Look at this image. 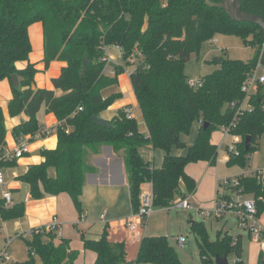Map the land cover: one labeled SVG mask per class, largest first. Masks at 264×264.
Masks as SVG:
<instances>
[{
  "label": "trees",
  "instance_id": "obj_1",
  "mask_svg": "<svg viewBox=\"0 0 264 264\" xmlns=\"http://www.w3.org/2000/svg\"><path fill=\"white\" fill-rule=\"evenodd\" d=\"M239 2L242 11L264 19V0ZM36 22L43 25L45 68L54 61L66 64L60 75L52 79V90L32 89L39 70L29 62L28 27ZM216 35L239 36L244 44L259 50L247 62L220 58L218 70L200 77L199 86H189L186 63L192 54L200 52L204 42ZM262 43L258 26L233 22L204 0H0V80L10 82L12 75L18 77L20 89L10 82L9 114L27 117L12 129V136L16 141L34 136L39 128L36 116L41 109L59 122L55 130L56 148L42 150L43 161L29 165L16 180L29 185L32 199L66 193L81 213L80 195L85 178L94 171L87 164L88 157L99 154L103 146H110L115 153H123L132 211H137L141 189L147 182L152 184L154 209H163L175 197L195 190L196 182L185 171L189 163H215L217 146L211 142V135L224 126H229V135L237 138L226 163L243 169L264 135L263 97L260 92L256 97L248 96V107L238 114L230 105L243 102L241 86L256 63ZM105 47L117 48L121 53V63L112 64L113 76L104 73L108 65L102 60ZM132 59L136 63L129 80L146 135L138 131L135 118L125 117L124 108L108 121L109 127L91 120L122 98L120 92L103 97L102 91L117 84L118 76ZM20 63L26 65L19 68ZM194 124H198L196 138L186 147L182 137L190 134ZM6 133L0 110V149L6 144ZM145 146L163 152L159 168L139 155L138 150ZM184 149V155L172 154V150ZM15 163L0 162V167H12ZM50 169L54 176L49 175ZM237 179V186L226 187L231 194L221 196L229 198L239 193L254 199L256 217H260L264 214V178L255 173L249 177L241 174ZM24 216V202L4 208L0 200L1 221ZM189 222L191 232L199 238L197 246L204 264H214L215 256L236 258L235 264H244L240 236L233 241L220 231L216 239L210 240L203 222L192 218ZM107 228L105 225L97 239L81 236L83 249L95 253L94 264H124V243L110 242ZM55 237L53 232L33 231L26 241L28 262L35 264L34 254L39 264H75L78 251L70 250L65 239L54 242ZM134 264L183 263L167 237L145 236ZM257 264H264L262 251Z\"/></svg>",
  "mask_w": 264,
  "mask_h": 264
},
{
  "label": "crops",
  "instance_id": "obj_2",
  "mask_svg": "<svg viewBox=\"0 0 264 264\" xmlns=\"http://www.w3.org/2000/svg\"><path fill=\"white\" fill-rule=\"evenodd\" d=\"M28 37L31 45L29 62L31 64H34L36 69L39 70V72L34 77V87L52 90V79L57 78L60 75L61 69L65 67L66 64L64 62L54 61L51 62L47 68H45L43 62L44 40L42 23L36 22L30 25L28 27ZM109 52H112L109 54L114 59V63L112 64H120V51L117 48H110ZM25 65L26 63H20L18 67L23 68ZM130 73L128 72V75ZM105 75H114L112 67L108 70V72L105 73ZM118 79L119 77L117 78L116 85L102 91L103 97L109 96L110 94L117 92H120L122 94V92L120 91L121 88L119 89V87H121V83L119 86ZM56 94L60 95L61 92L56 91ZM11 99L12 89L9 80H0V110L4 118L5 129L7 132L6 144L4 147L10 150L13 149L17 144L16 140L12 136V129L15 126L19 125L22 121H25L27 119L24 114H21L17 117H12L9 114L8 107ZM133 103L134 104L131 108L133 109L134 118L136 122V116H139L141 120L140 125L139 122H137L138 131L146 135L147 128L143 121V117L138 107L136 98ZM125 104L126 102H123L121 98L120 100L116 101L112 106H110L107 110L101 112L99 114L100 118L109 121L111 118L117 115L119 110H122L127 106ZM36 117L39 123V127L43 128V130L48 131L49 135L44 138L37 139L32 138V136L30 138L29 136H26V139L29 141L30 152L24 157L15 160V166L2 168L3 171L8 170L9 173L11 172L12 178L19 176L18 174H23L27 170V167L29 165L40 164L43 161V158L41 157L42 150H53L56 148L57 136L55 134V130L59 122L53 114H46L43 109L39 111ZM191 131L194 132V138L192 141L193 143L197 135L198 124H194L192 126ZM182 140L185 143L186 136L182 137ZM138 153L142 157L143 161L151 162L155 168H159L161 166L163 159L162 151L152 149L150 146H145L140 148L138 150ZM185 153L186 149L181 151L172 150V154L175 155H184ZM157 158H159L158 162ZM87 164L91 166L94 171L92 173L87 174L85 178V183L80 195V203L82 208L81 213L77 212L70 197L66 193H61L57 196L46 195L42 199H32L30 197V194L28 193L24 201L25 216L24 218H22L21 222L16 221L15 223L16 225L22 226V228L24 229L31 230L44 227L50 224L53 218H56L58 226V232L55 235L56 239L67 240L70 250L78 251L79 255L75 261V264L95 263V253H93L92 251L84 250L83 245L81 246V248H79L76 245V239L78 235L84 236V238L87 239H97L98 235L100 234L97 233L95 230L97 225L99 226V228H102V230L104 226L107 225L110 242H123L126 251L127 244L126 242L121 241L120 238L125 236L124 230H127L125 225L127 218L134 213L132 211L129 199L128 180L125 164L123 161V153H115L112 147L103 146L99 154L90 155L88 157ZM48 173L50 176H54V170L50 169ZM187 175L190 176L196 182V180L191 175H189L188 173ZM6 184L3 187H0V195L1 190H8L12 193L14 201L20 202V188L23 183L16 180V182L12 185V189H9ZM2 224L5 223L3 222ZM2 232H4V247L6 243V238L8 236H6L5 231L3 229ZM136 233L137 234L129 233L130 236L133 237L134 241L137 240L138 242H140L141 239L146 236L144 232H142L141 234V230H138ZM238 236H240L242 243V235ZM248 236L252 237L249 234ZM235 238H237V236ZM259 240H261L262 245L259 246L257 249V256L255 258V261H253V264H257V258L259 253L261 251L264 253V235ZM138 242L137 244H139ZM2 248L0 249V251L2 250ZM131 262L126 261L124 264H134Z\"/></svg>",
  "mask_w": 264,
  "mask_h": 264
},
{
  "label": "rangeland",
  "instance_id": "obj_3",
  "mask_svg": "<svg viewBox=\"0 0 264 264\" xmlns=\"http://www.w3.org/2000/svg\"><path fill=\"white\" fill-rule=\"evenodd\" d=\"M212 39L215 41H212ZM212 39L204 42L201 45L200 52L197 54H192L189 61L186 63L185 74L189 80L196 82L201 76L211 74L218 70L220 65L219 63L215 62L217 59L228 58L247 62L251 60L259 50L258 47L244 44L243 40L239 36L216 35ZM111 67L112 65H107L105 68V73L108 72ZM134 67L135 64H129L125 66V71L118 76L119 86L121 83V87H119V89L121 88L120 91L122 92V101L126 102V107H132L135 100L128 75V72H132ZM259 74H261V72ZM258 92H260L262 95L264 102V84H256L253 87L251 94L256 97ZM247 107L248 104L245 102L243 109H246ZM132 115L134 117L133 111ZM136 118L140 125L141 120L139 116H136ZM193 138L194 132L191 131V133L186 136V147L190 146ZM211 142L217 146V156L215 163L212 165L205 161L189 163L185 170L196 180V188L192 192V200L197 207L204 209L213 208L216 201V195L218 193L220 195L223 193L231 194V191L226 189L227 182L232 181L241 174H243L245 177H249L255 173L264 174V135L258 140V148L249 155L248 159L246 160V165L243 169L238 165H228L226 163L227 159L230 158V153L234 152L235 144L233 136L226 133H221L220 131H215L211 135ZM230 149L232 150L231 152ZM158 161L159 158H157V162ZM8 173V170H4V174L7 178L6 185L9 189H12V185L16 182L17 176L12 178L11 172L9 175ZM179 184L183 189L181 182ZM189 215L190 214L188 212L183 210L157 208L148 217L145 230L142 228L138 230H141V234L144 232L146 236L167 237L170 244L175 248L178 258L183 264H204L199 255V249L197 246V240H199V238L191 232ZM192 219L195 222H203L206 233L210 240L216 239V236L220 231H222V235L228 234L231 238L242 235V261L245 264H253V261H255L257 256V249L262 245L261 240L255 239L254 236L249 237L246 231L239 229L234 216L227 214L223 218L215 219L198 217L194 215L192 216ZM16 221L21 222L22 219L5 221V224H2L3 222L0 220V226L2 227H0V249L3 247V243L5 242L3 241V229L6 236H8L6 238V241H9L8 252L13 259L10 264H30L28 262L30 256L28 247L26 245V241L30 239V236H26L25 238L19 236L20 233H23L24 231L27 232L29 229H24L22 226L16 225ZM257 222L261 226H264V214L257 218ZM95 230L97 233H101L102 228H99L97 225ZM137 231L130 232L124 230L125 236L120 238L121 241H124L127 244V262L132 261L131 263H134L136 260L140 242L137 240L134 241L130 234H137ZM180 236L185 238V245L183 248H178L174 242V239ZM81 238L82 237L78 235L76 239V245L79 248L82 246ZM53 241L57 242L58 240L55 237ZM137 242L139 244H137ZM32 255L34 256L33 259L35 264H39L38 256L34 254ZM228 259L231 260V258Z\"/></svg>",
  "mask_w": 264,
  "mask_h": 264
},
{
  "label": "built area",
  "instance_id": "obj_4",
  "mask_svg": "<svg viewBox=\"0 0 264 264\" xmlns=\"http://www.w3.org/2000/svg\"><path fill=\"white\" fill-rule=\"evenodd\" d=\"M166 1V0H161ZM212 41H215L212 39ZM260 52L258 54L255 65L251 68L247 78L241 86V91L245 95L243 102L236 106L235 103L231 104L230 107L235 110V114H238L243 109V105L246 102V98L251 95L253 87L257 85L264 84V64L262 62V57L264 53V39L263 43L260 46ZM109 47H105V56L102 59L106 61L107 64L114 63V59L109 54ZM136 61L134 59L131 60V64H134ZM261 72V74H259ZM189 86L197 87L199 86V80L193 82L191 80L188 81ZM133 109L131 107H125L123 112L127 119L134 118L132 115ZM201 124V123H200ZM222 133L229 134V126L221 128ZM49 135V132L43 130V128L39 127L38 131L32 138H44ZM234 137V136H233ZM237 141V138L234 137V142ZM16 146L13 149H8L3 147L0 149V162L7 161H15L17 159L22 158L26 154L30 152L29 149V141L25 137H21L16 141ZM232 150L230 149V152ZM262 178H264L263 173H258ZM6 184V178L3 169L0 167V187H3ZM227 186H237L238 179L234 178L232 181L226 183ZM183 191V190H181ZM0 200L2 201L4 208H10L15 203L12 193L8 190H1ZM154 194L152 189V184L147 182L143 185L140 195H139V207L136 212L130 215V217L126 220V228L130 232H135L139 228L145 230L146 222L150 214L154 210L153 206ZM167 209H178L188 212L192 218V216L205 217V218H215L220 219L225 215L230 214L234 216L237 222V226L239 229L246 231L249 235L254 236L255 239L259 240L264 235V226H261L257 222L256 217V206L254 199L250 197H244L243 195L237 193L232 194L229 198H225L221 196L219 193L217 194L215 204L212 209H204L197 207L191 199V193H185L181 196L175 197L173 201L169 203L166 207ZM57 220L53 218L51 223L37 229L29 230L25 233L20 234L25 238L26 236H31L33 231L35 233H43L45 232H53L55 235L58 232L57 228ZM235 241V238L233 239ZM175 244L178 248H183L185 245V238L180 236L174 239ZM9 241H6L4 248L0 251V264H10L12 262V257L8 252ZM229 264H235L238 262V259L231 258L228 259Z\"/></svg>",
  "mask_w": 264,
  "mask_h": 264
},
{
  "label": "water",
  "instance_id": "obj_5",
  "mask_svg": "<svg viewBox=\"0 0 264 264\" xmlns=\"http://www.w3.org/2000/svg\"><path fill=\"white\" fill-rule=\"evenodd\" d=\"M204 2L207 6L211 8H218L222 10L227 15V17L233 22L248 23V24H253L255 26H258L261 30V33L264 39V19L261 16L242 11L239 0H218L217 2H212L211 0H204ZM215 62L222 63L220 62V59L215 60ZM10 82L15 89H20V83L16 75L11 76ZM33 88H35L34 85H32V89ZM91 120L93 123L99 126H106V127L110 126L108 121L100 118V116L98 115L93 116ZM207 125L208 124L205 123L204 128H206ZM249 144H250V137H247L245 141L246 149H248ZM29 189L30 187L28 184H22L20 188V197H19L20 202L25 201V198L29 193ZM189 218H191L190 215H189ZM214 264H229L228 258L215 256Z\"/></svg>",
  "mask_w": 264,
  "mask_h": 264
}]
</instances>
